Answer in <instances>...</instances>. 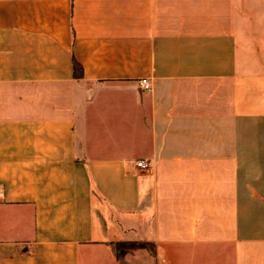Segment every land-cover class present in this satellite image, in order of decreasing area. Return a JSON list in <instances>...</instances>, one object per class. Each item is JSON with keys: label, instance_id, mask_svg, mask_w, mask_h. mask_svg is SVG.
Wrapping results in <instances>:
<instances>
[{"label": "crops", "instance_id": "crops-1", "mask_svg": "<svg viewBox=\"0 0 264 264\" xmlns=\"http://www.w3.org/2000/svg\"><path fill=\"white\" fill-rule=\"evenodd\" d=\"M117 242L264 264V0H0V264Z\"/></svg>", "mask_w": 264, "mask_h": 264}, {"label": "trees", "instance_id": "trees-1", "mask_svg": "<svg viewBox=\"0 0 264 264\" xmlns=\"http://www.w3.org/2000/svg\"><path fill=\"white\" fill-rule=\"evenodd\" d=\"M73 67L75 74H80V75L82 74L81 65H79V63L75 60H73ZM144 246L146 247V244L140 242H117L111 244L113 254L117 258V260H119L122 264H127V262L124 259V255L127 252H130L136 248L144 247Z\"/></svg>", "mask_w": 264, "mask_h": 264}, {"label": "built area", "instance_id": "built-area-1", "mask_svg": "<svg viewBox=\"0 0 264 264\" xmlns=\"http://www.w3.org/2000/svg\"><path fill=\"white\" fill-rule=\"evenodd\" d=\"M139 85L145 91H149L151 89V82L149 81V79L147 77L140 78L139 79ZM135 164L137 167H140L142 169H146L149 166V163H147L144 160H137L135 162Z\"/></svg>", "mask_w": 264, "mask_h": 264}]
</instances>
